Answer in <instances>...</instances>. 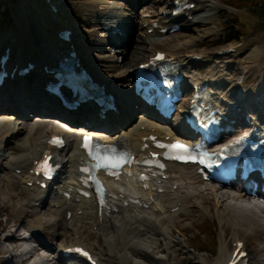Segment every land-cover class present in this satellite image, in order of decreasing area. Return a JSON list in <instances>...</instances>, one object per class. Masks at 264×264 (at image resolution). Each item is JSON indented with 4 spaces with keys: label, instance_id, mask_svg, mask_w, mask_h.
<instances>
[{
    "label": "bare ground",
    "instance_id": "6f19581e",
    "mask_svg": "<svg viewBox=\"0 0 264 264\" xmlns=\"http://www.w3.org/2000/svg\"><path fill=\"white\" fill-rule=\"evenodd\" d=\"M191 1L195 2V5L188 9V13L184 16L187 18L188 15H192L188 22L200 24L202 17L206 15L205 5L202 0H188L187 2L191 3ZM139 2L140 0H133L135 4ZM124 3L126 4V2ZM107 7L115 8L117 5H108ZM173 8V0H166L163 7L159 6L151 11L152 15L149 18L141 19L139 22L140 31H138L137 36L141 37V44L144 38L153 42L161 35L158 27L148 31L155 24L168 27L172 23L180 21L175 20V16L171 15ZM27 9H30L27 14H29L31 31L35 41L31 51H33V55H40L41 57L38 58L37 66L32 69H37L38 72L30 81L25 79L28 73L21 76L15 71L13 77L8 78V82L3 83L0 87V174H4L6 179V182L0 180V193L3 194L4 198L11 201L10 193L14 192L13 195L17 197L16 203L31 212L39 224H32L24 220L21 229L25 233L20 234L18 226H14L15 223L12 222L13 226L8 228L7 236L5 232L4 240H13L14 243L9 242L11 248L3 250L6 253L0 257V262L3 258L2 264H19L17 262H22L25 259L28 261L32 256L34 259L31 264L37 262L49 264L48 260H52L53 264H81L83 261L76 256L66 257L61 252L62 249L75 245L89 249L99 264H108L111 262L110 256L101 258L104 249L100 246V239H102L103 247L108 249L109 253L114 254L121 264H150V262L152 264H164L168 257L167 253L171 242L175 240L174 237L182 241L180 232L184 228L176 226V219L179 217L190 219L194 213L215 216L219 222L223 240L226 239L227 234H231L230 240L231 244L233 243L231 248L229 243L222 242L217 256L212 261L207 257L201 258V264H225L235 248V243L242 241L243 234L241 231L243 227L254 224L255 226L252 227L254 230L264 229L263 205H258L247 193L235 189H226L216 182L202 181L195 167L188 163L166 162V169L162 175L154 171L150 177L148 176L150 179L146 180V186L139 183L138 177L140 172L149 173V169L140 167L136 172L134 170L137 166L132 168L133 173L120 174L119 180H107L106 187L107 194L109 193L110 210L104 205L98 209L93 197L85 198L77 194L78 189L84 188L77 181V177L83 175L78 170L80 158H85L78 148V132L83 125H87L89 131L101 136L105 141L120 140V142L126 143L128 147L136 151L137 158H143L145 155L141 154L144 152L140 146L150 142L148 139L143 140L150 134H157L162 137L169 133L172 134V137L187 134V130L182 124L181 113L180 120L177 121L179 118L178 111L184 110L183 107L190 103V96L197 85L208 86L211 103L214 107L225 111L227 118L234 120V127L246 125L245 113L251 114L252 118L256 115L258 118L259 115H264L262 113L264 108H259L260 105L264 104V71H260L259 78H261L254 87L248 89L243 85L247 77L245 73H242V79L239 82L230 85V89L234 88V90L240 87L242 96H238L224 87L226 81H231L228 80V70H231L232 64L240 62V58L236 57L240 54L239 47L234 50L232 48V53L228 52L230 49H223L220 52L215 50L200 52L198 53L200 56L197 55L199 60L194 59L193 54L185 53L179 48L171 47L161 50L174 64L173 73L176 74L178 71L183 73L182 85L189 91L188 96L178 103L175 114L176 120L171 124L162 123L156 117L148 118L146 116H141L137 121L131 123L134 114L131 109V111L129 110V101L133 98L139 101L140 99L132 92L133 74L130 71V73L125 74L126 76H122L125 77L124 79L120 77L122 82H125L126 88L119 84L111 87L97 79V82L103 85L104 92L112 96L116 111L106 109L104 118H100L98 114L99 104L93 100H88L80 104L75 110H68L71 116L70 120L73 123L67 130L58 124L59 120L52 112L58 106L61 107L59 98L43 88L45 80L51 79V73L43 69L45 65H49V61L47 59L44 61V57L46 54L54 56L58 50H62V56H64L67 55L66 50H73L74 58L87 71L86 64L79 55L81 49L78 47L77 50L75 47L73 31L63 33L64 38L56 35L55 41L50 42V37L54 36L56 32L50 26H43L38 12L31 10L34 9L33 6ZM117 16L120 17L121 24L125 26L124 29L116 22L109 24L107 22L109 16L103 18V22L100 19L99 23L102 24V29L107 30V33L103 35L104 37L108 39L117 36L116 39L113 38L111 44L116 47L114 53L118 51L117 55H122L121 58H124L122 59L124 63L131 56L133 50L139 48V45L137 42L132 44L135 36H132L131 23L123 24L125 16L122 14ZM129 19L127 20L130 21ZM132 23L135 27V21ZM145 23L146 26H144ZM69 27L71 28L68 22L60 26L61 29H65L64 31H68ZM113 28L116 29V32ZM205 33L207 32L200 35ZM74 35L76 36V32ZM119 35L126 37L122 40L118 37ZM198 38L201 39L200 36ZM4 44L11 48L10 56L5 62V64L10 65V68L13 67V63L20 65L22 59L30 56V54H23L22 46L14 38L6 39L0 46V52L3 50ZM127 45L131 46L130 50ZM190 46L185 45L183 48ZM227 52L228 54L224 55ZM152 55L154 52L147 55L140 63L146 62L148 57ZM257 56L258 53L255 49L248 55L250 61H253ZM233 57L236 58L233 59ZM5 59L6 57L2 63ZM111 60H114L113 56ZM200 63H206L207 69L197 72L196 67L201 65ZM256 65L260 66L259 64ZM224 71H226L227 76L223 75ZM106 77H103V80ZM6 90L8 92L2 95ZM25 96L31 97L30 101H27ZM34 98H36L35 101ZM228 100L231 101V104L234 102L233 107L228 104ZM241 100L247 105L242 104ZM255 100H257L256 104H254ZM248 108H252V110ZM23 109L32 111L35 119L32 121L28 119L27 115L23 113ZM151 109L145 107L142 110L150 113L152 112ZM244 125L243 127H247ZM261 128L264 129V124L261 125ZM49 133L51 135L55 133L64 134L66 144L60 149L50 147L47 142ZM45 153H51L61 168L58 176L50 181L47 187L39 188L34 183L33 173L29 170L34 166V160L41 158ZM124 171L129 172V170ZM195 177L201 181L202 186L199 187L202 189L195 188V185L190 184L192 179L197 181ZM29 181L32 182L29 183ZM204 189L206 190L203 191ZM63 191L71 197H63L61 194ZM206 195L209 196L212 203H215V205L213 203L214 209H211L209 204L206 205L204 200ZM224 196H227L229 200H225ZM77 198L79 199L77 200ZM215 209L216 214L214 213ZM259 211H262L263 214ZM43 223L46 224L45 226L49 228V231H44ZM89 224L95 226V229L91 227L90 231L85 234V228ZM229 225L235 227V230H231ZM173 230L176 232L175 234ZM66 233L68 239H65ZM92 237H95L93 242L90 241ZM41 250L43 251L42 254ZM261 251L262 259L258 258L255 264H264V247L261 248Z\"/></svg>",
    "mask_w": 264,
    "mask_h": 264
},
{
    "label": "rangeland",
    "instance_id": "374dc122",
    "mask_svg": "<svg viewBox=\"0 0 264 264\" xmlns=\"http://www.w3.org/2000/svg\"><path fill=\"white\" fill-rule=\"evenodd\" d=\"M165 1L166 0H140L138 4H135L133 3V0H32V2H30V0H0V14L7 10L11 16V21L3 23V25L0 27V46L5 42L6 39L8 40L14 38L18 41V44L20 43L22 46L23 54H30V56L24 58L23 61L25 62L27 59L30 60L34 58L31 48L34 47L35 41L31 31V21L29 14H27L30 11V9L28 10L27 8L33 6L34 9L31 10L38 12L40 17L39 19L43 26H50V28L56 32L54 36L50 37V42H54L56 39L55 36L58 35L59 32H62L61 30L63 29L60 28L61 25L63 26L67 22L70 24L72 29L69 27L70 29H68V31L70 32L71 30L74 33L76 32V36L73 33V41L76 49L78 50V47L81 49L79 55L84 60L87 71L90 72L93 79H98L104 82V84L106 83L107 85H110L111 87L119 84L120 86H125L124 88H126L125 82L123 83L120 77L130 73L137 63H139L141 60H144L147 55L155 52V50L163 51L166 50V48L171 47L182 49L185 51V53L193 54V57L195 55L200 56V54H198L200 52L205 53L212 50L220 52L222 49L227 48H231V50L228 52L232 53V48L234 50L235 48L239 47L240 54L236 57L240 58V62L238 64H232L231 70H228V80L231 81H226L224 87L232 93L242 96L240 93V87L235 90L234 88L230 89V85H233L242 79V73L247 74L243 85L248 89L255 86V84L261 78H259L260 71H264V29L258 27L256 16L249 12V9L247 8L249 0H228L235 2L234 6L225 4L221 0H202L203 4L205 5L204 9L206 13V15L201 19L202 23L192 24L188 22V17L183 18L178 22L180 29L174 32H166L161 34L153 42L144 38L143 43L141 44V37H137L138 31H140L139 22H141V19L143 18H149L150 15H152L151 11H153L154 8L159 6L163 7ZM124 2H126V4ZM205 2L208 4V6ZM239 2H241V5H239ZM106 5H117V7L112 8L107 7ZM118 14L125 16L123 19V24L128 25V23H131L132 36H135L132 44L137 42L139 45V48L134 49L131 56L124 63L122 60L124 58H121L122 55H117L118 51L114 53V48L116 47H113L111 44L113 38L116 39L117 36L115 35L113 38L108 39L104 37L103 35L107 33V30L102 29V24L99 23L101 21L100 19H102L103 22V18L109 16L107 19L109 24L116 22L122 29H124L125 26L121 24L122 22L120 21V17L117 16ZM127 19H129L131 22ZM134 21L136 28L134 27V23H132ZM237 22L245 27V29L242 30V35L239 37V40L223 42L228 37L232 36V34H234L233 32L236 30L235 28ZM230 23H235V27H231ZM144 26H146V23ZM203 32L207 33L201 36L200 34ZM198 36H200L201 39H199ZM118 37L123 40L126 36L119 35ZM115 44L117 45L116 41ZM185 45L191 46L188 48H183ZM127 46L130 50L131 46ZM254 49L257 50L258 56L254 59L255 61H250L248 55ZM2 51L0 53H2ZM66 52L69 53L68 50H66ZM228 52L224 53V55L228 54ZM68 53L67 56H69ZM36 56L37 59L41 57L40 55ZM61 56L62 50H58L54 56L46 54L44 61L53 59L54 57L59 58ZM112 56L114 57V60H111ZM236 57H233V59ZM197 59L199 60V58ZM254 62L260 66H257ZM200 64L201 65H197L196 67L197 72H202L204 69H207L206 63ZM37 72V69L31 70L25 79L30 81L35 76V74H37ZM223 75L227 76L226 71L223 72ZM105 76L107 77L105 80H103V77ZM122 78L124 79L125 77ZM7 82L8 78H6L4 83L6 84ZM182 90L183 94L181 101L183 98L188 96L183 85ZM5 92H8V90L4 91L2 95H4ZM25 99L30 101L31 97L25 96ZM35 100L36 98H34V101ZM230 102L231 101L228 100V104L233 107L234 102H232V104ZM256 102L257 100L254 101V104H256ZM241 103L247 105V103L242 100ZM129 104L130 108H128L129 110L131 109L132 113L134 114V118L131 121L132 123L137 121L139 117L143 116V112L140 105L137 103L129 101ZM114 106L116 109V105ZM248 109L252 110V108ZM23 110V113L27 115L28 119L31 121L35 119L33 117L34 113L32 111H27L29 109ZM176 112L177 110L165 123H173L176 120ZM178 113L179 118L177 121L180 120V112ZM1 179L3 181L5 180L6 182L4 174H0V180ZM195 179L197 178L195 177ZM190 184L193 186L195 185V188L202 189V187H199L202 186V184L198 179L197 181L192 179ZM226 189L234 188L227 186ZM205 190L206 189L203 191ZM13 194L14 192L10 193L11 201H9L3 197V194L1 195L0 193V234L2 232H6V236L8 235V228H12L13 226L12 222L15 223L14 226H18L17 228H19L18 232L20 234H23L24 232L23 229H21L23 227L24 220L29 221L32 224H39V221L34 219V215L31 212H28L24 206L21 207L16 203L17 197ZM223 198H225V200H229L227 196H224ZM204 200L206 201V205L209 204L208 206L211 209H214L215 203L213 202V205L208 195L204 196ZM214 213H217L216 209ZM259 213L263 214L262 211H259ZM175 224L177 227L179 226L180 228H184V230L180 232L182 241L174 237L175 240L174 242H171V246L167 253L168 257L164 264H201V258L203 257H207L210 261H212L217 256L219 246L222 244V242L226 244L229 243L230 248L233 245V243L231 244L230 240L231 234H227L225 237L226 239L224 238L225 240L222 239L219 222L212 214L204 216L194 213L191 215L190 219L179 217L176 219ZM45 225L46 224L43 223V227ZM229 226L231 230H235V227L231 225ZM254 226V224L245 226L241 231L243 234L242 241L248 251L246 256L248 260L246 264H255L258 258L262 259L261 248L264 247V229L254 230L252 228ZM91 227L95 229V226H91L89 224L86 226L84 233L87 234ZM44 231H49V228L45 226ZM175 233L176 232L174 231V234ZM4 235L5 233L0 235V257L3 255V253H6L3 250L11 248V244L9 242L14 243L13 240H4V237H6ZM65 239H68L67 233L65 234ZM94 240L95 237L90 238L91 242ZM99 243L104 249L101 258H107L110 256L111 262L108 264H121L114 254L109 253L108 249L103 247L102 239H100ZM42 252L43 251L41 250V254ZM33 259L34 257L32 256L28 261L25 259L22 262L17 263L31 264ZM2 262L3 258L0 264H2ZM38 263L39 262L36 264ZM48 263L53 264V261L48 260ZM39 264H45V262H40ZM150 264L152 263L150 262Z\"/></svg>",
    "mask_w": 264,
    "mask_h": 264
},
{
    "label": "snow or ice",
    "instance_id": "6c2138e0",
    "mask_svg": "<svg viewBox=\"0 0 264 264\" xmlns=\"http://www.w3.org/2000/svg\"><path fill=\"white\" fill-rule=\"evenodd\" d=\"M91 138L90 137H85L84 138V144L82 145L85 149H89V155L94 157V159L97 161V163L94 165V167L100 168V167H110L112 169L118 168L122 162V159L120 157H116V156H111L109 157L107 155V152L109 151V149L106 146H100V145H96L95 146V151H92L90 149V142ZM49 143H52L54 145H60L62 143V141L57 138V137H53L51 141H49ZM163 147V145H161ZM103 147L104 149V154H101V148ZM168 147H171L173 149H183L184 145L180 144L179 142L170 145ZM179 158V157H177ZM49 160L50 157H45L44 161L38 165V170L43 171L45 175H50L51 171H52V167L49 164ZM148 161H146L147 163ZM162 167V165H160ZM84 171H87V169H83ZM111 174H115L114 172ZM143 178V177H141ZM79 251V250H77ZM84 255H87V253H84ZM241 255H243V253H241Z\"/></svg>",
    "mask_w": 264,
    "mask_h": 264
},
{
    "label": "trees",
    "instance_id": "16d2710c",
    "mask_svg": "<svg viewBox=\"0 0 264 264\" xmlns=\"http://www.w3.org/2000/svg\"><path fill=\"white\" fill-rule=\"evenodd\" d=\"M225 4L233 5V1L228 0H221ZM247 8L249 9V12L254 14L257 18L258 27L261 29H264V0H249L248 1ZM239 5H241V2H239ZM11 16L7 10L3 11L0 14V27L3 25V23L10 22ZM231 27H235V23H230ZM236 30L233 32L232 36L228 37L225 41H231V40H239V37L242 35V30L245 29L242 24L239 22L236 23Z\"/></svg>",
    "mask_w": 264,
    "mask_h": 264
},
{
    "label": "water",
    "instance_id": "95a60500",
    "mask_svg": "<svg viewBox=\"0 0 264 264\" xmlns=\"http://www.w3.org/2000/svg\"><path fill=\"white\" fill-rule=\"evenodd\" d=\"M6 45H7V44H4V45H3V48H4Z\"/></svg>",
    "mask_w": 264,
    "mask_h": 264
}]
</instances>
